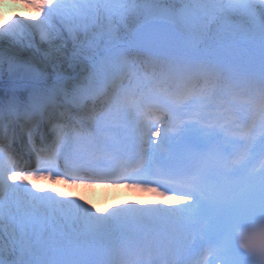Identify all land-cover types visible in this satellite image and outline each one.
Segmentation results:
<instances>
[{"label": "snow or ice", "instance_id": "snow-or-ice-1", "mask_svg": "<svg viewBox=\"0 0 264 264\" xmlns=\"http://www.w3.org/2000/svg\"><path fill=\"white\" fill-rule=\"evenodd\" d=\"M0 22V264H264V0H22ZM153 195L100 211L35 181Z\"/></svg>", "mask_w": 264, "mask_h": 264}, {"label": "rangeland", "instance_id": "rangeland-1", "mask_svg": "<svg viewBox=\"0 0 264 264\" xmlns=\"http://www.w3.org/2000/svg\"><path fill=\"white\" fill-rule=\"evenodd\" d=\"M2 2V0H0ZM11 3H22V0H11ZM33 12V10H31ZM10 13L23 15H30L23 10L9 9L7 18L9 19ZM38 187L43 189L55 188L57 192L63 193L68 197H80L81 200H87L89 204L98 208L100 211L105 209H112L128 203H137L142 205L151 204L153 202V195L150 193H143L127 187L119 188L120 186H103L101 184L93 186L85 185H70L63 182L53 183L50 180L35 181ZM114 188V189H112Z\"/></svg>", "mask_w": 264, "mask_h": 264}, {"label": "clouds", "instance_id": "clouds-1", "mask_svg": "<svg viewBox=\"0 0 264 264\" xmlns=\"http://www.w3.org/2000/svg\"><path fill=\"white\" fill-rule=\"evenodd\" d=\"M9 9H19L28 12L30 15H35V13H33L31 9L27 8L23 3L13 4L11 3V0H2V2H0V22H3V19L7 18Z\"/></svg>", "mask_w": 264, "mask_h": 264}, {"label": "trees", "instance_id": "trees-1", "mask_svg": "<svg viewBox=\"0 0 264 264\" xmlns=\"http://www.w3.org/2000/svg\"><path fill=\"white\" fill-rule=\"evenodd\" d=\"M12 14H13V13H10L9 19L13 16Z\"/></svg>", "mask_w": 264, "mask_h": 264}, {"label": "bare ground", "instance_id": "bare-ground-1", "mask_svg": "<svg viewBox=\"0 0 264 264\" xmlns=\"http://www.w3.org/2000/svg\"><path fill=\"white\" fill-rule=\"evenodd\" d=\"M119 188H124V186H120ZM112 189H114V188H112ZM144 193V192H143ZM147 194V193H146Z\"/></svg>", "mask_w": 264, "mask_h": 264}]
</instances>
